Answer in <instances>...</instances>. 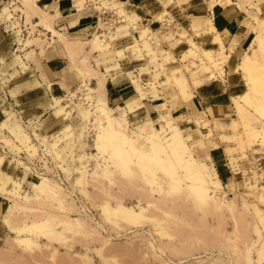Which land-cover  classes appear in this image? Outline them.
I'll return each mask as SVG.
<instances>
[{
	"label": "rangeland",
	"instance_id": "rangeland-1",
	"mask_svg": "<svg viewBox=\"0 0 264 264\" xmlns=\"http://www.w3.org/2000/svg\"><path fill=\"white\" fill-rule=\"evenodd\" d=\"M86 1L78 15L97 22L76 33L41 17L58 40L33 25L36 0L0 6L8 20L23 4L31 26L5 27L17 38L0 63V264H264V0H152L148 21ZM204 3L247 8L237 57ZM218 79L233 98L216 116L196 90ZM201 166L208 190L190 177Z\"/></svg>",
	"mask_w": 264,
	"mask_h": 264
},
{
	"label": "crops",
	"instance_id": "crops-1",
	"mask_svg": "<svg viewBox=\"0 0 264 264\" xmlns=\"http://www.w3.org/2000/svg\"><path fill=\"white\" fill-rule=\"evenodd\" d=\"M6 1L11 4L10 1L8 0ZM89 1L91 0H88L86 2ZM252 1H256V0H251L250 2ZM4 2L5 0H0V6ZM116 2H118V5H122L123 9L127 13H131L140 18H143L144 19L143 21L145 20L148 21L150 19L149 17H147L148 12L154 9L152 0H116ZM99 3L100 2L98 1L92 4L90 3L91 5L95 4L94 8L92 7L90 9L97 10L99 7H101ZM244 3H249V2L245 0ZM257 3L258 0L254 4ZM36 4L37 6H39L40 10H38L34 5H31V10H30L31 17H33V21H32L33 25L37 26L38 32L47 34L49 39L55 38L54 40H56L58 35L55 34L53 37L49 36L50 34H53V32L48 30L44 24L42 23L40 24L41 17L45 16L44 13L46 12H49L53 15V17L49 18V20L52 23V26L59 32V34H62L64 36L68 35V33L73 34L86 27L94 26L95 23L97 22L96 20L97 16H93L91 18L89 14L78 15L79 14L78 12H82L86 8L79 10L75 5V0H36ZM205 6L207 9V16H210L212 18L217 31L220 32L224 38L228 37V41H226V44L230 45L233 42L235 43L234 44L235 51L232 53L231 57L233 58L237 57L236 53H238V48L240 47V45L244 48V45L246 44L248 45L254 36L252 35L253 33L250 30H248L249 28L245 24L246 22H249V19L246 14L247 12L245 10L247 8L244 9L241 8L240 6H230V5L226 7H217V6L211 7L205 4ZM18 7L22 11H24L23 4L22 6L18 5ZM261 8H264V3L261 4ZM10 12L12 17L9 18L8 20H3V18H1L2 16L0 13V63L2 58H7V53L13 47V45H15L17 38L15 31L12 32L7 31L5 27L9 25L16 26V22L21 23L20 20H22L23 23L21 28L22 30L29 29L31 27L30 25L26 24L27 23L26 17H24V20L23 19L17 20L16 19L17 17H14V14L12 13L11 9ZM259 14L260 13L258 11H255L253 15L258 16ZM7 22L8 25H6ZM144 24H151L150 26L152 27V25H154V22L153 21L150 23L145 22ZM154 26L152 27V29L155 28V30H157L158 28ZM65 29L67 30L68 33L64 31ZM27 32H30V30H27ZM70 39H77V38H70ZM48 42L50 43V40ZM61 44L63 45L62 41ZM63 48L62 50L65 51L64 53L68 54L65 48L64 49ZM16 49L17 48H15V50ZM35 51L39 54V57L42 56L41 51L40 49H38L37 46L35 47ZM48 54L52 55L53 51L47 52V56H49ZM45 56L46 54L44 55V57ZM44 57L41 59L43 62H45L46 59V57L45 59ZM54 57H55V61L60 60L61 62H63L62 56L57 55ZM63 57H67V59L69 60L68 56H63ZM43 66L46 67L45 63H43ZM63 68L64 65L59 67V71L57 70L56 73L62 72ZM44 71L45 72H42L41 74L44 73L46 76H48V74H46L48 72L47 68H44ZM218 80H219L218 82L212 81L206 84H201L198 86V89L196 90L199 95L198 100L202 105V107L204 106L205 108H207V110L210 109L209 111L210 115L215 114L216 116L218 114H227L228 106L229 104H231V99L233 98V96L231 95L230 88L227 87L225 81L222 82L221 79ZM53 82H58V81L56 80ZM25 91L27 93H25L23 97L21 96L20 99L23 105L25 106L26 105L32 106L33 104L35 105L38 99L42 97V94H40L41 93L40 88L36 89L34 87L32 89H28ZM108 94L109 93H107V95ZM35 106H37V104ZM220 109L221 111H219ZM216 170L221 179L219 173L220 169L216 168Z\"/></svg>",
	"mask_w": 264,
	"mask_h": 264
},
{
	"label": "bare ground",
	"instance_id": "bare-ground-1",
	"mask_svg": "<svg viewBox=\"0 0 264 264\" xmlns=\"http://www.w3.org/2000/svg\"><path fill=\"white\" fill-rule=\"evenodd\" d=\"M118 121V120H117ZM115 126V125H114ZM116 127V126H115ZM177 128V127H176ZM174 143L177 144V146L179 147H184L186 145V142L184 140V137L181 136L180 132L179 131H176L174 133ZM102 135H99L98 136V140H97V143L99 144L100 141L102 140ZM170 143V142H169ZM98 146V145H97ZM187 160V159H186ZM199 162V161H198ZM191 176H195L196 179H199L201 182H202V186L201 184H197V183H194V184H197L196 186L200 185L203 189L202 190H208V183H207V180L205 179V167L201 166V167H198L197 169L195 170H192L191 171V174H190V177ZM194 178V177H193ZM192 179V178H191ZM193 180V179H192ZM195 181V180H193ZM195 182H199L198 180H196ZM200 182V183H201ZM199 187V186H198ZM198 187H196L197 189L196 190H199L197 191L198 193L201 191V189H198ZM207 192V191H205ZM202 194V195H201ZM200 195L202 197H205V193H200ZM127 206V205H126ZM126 206H123L121 205L118 209H114V212H115V215L116 216H120V217H123L125 219H132V217L136 218L137 216H139V213L138 212H135L133 211L131 208H128ZM115 207V208H116ZM134 208V207H133ZM145 208V207H144ZM110 210V209H109ZM108 213V212H107ZM111 214V213H110ZM24 241V240H23Z\"/></svg>",
	"mask_w": 264,
	"mask_h": 264
},
{
	"label": "built area",
	"instance_id": "built-area-1",
	"mask_svg": "<svg viewBox=\"0 0 264 264\" xmlns=\"http://www.w3.org/2000/svg\"><path fill=\"white\" fill-rule=\"evenodd\" d=\"M233 3H235V0L233 1ZM13 4H16V0H12L11 5H13ZM11 11H12L13 14H18L19 11H21V10H19V11H14V9H12ZM104 13H106V12H104ZM107 15H108V18L111 19L115 14H114V15H111V14H109V12H108ZM111 16H112V17H111ZM14 17H15V16H14ZM106 23H107V22H106Z\"/></svg>",
	"mask_w": 264,
	"mask_h": 264
}]
</instances>
